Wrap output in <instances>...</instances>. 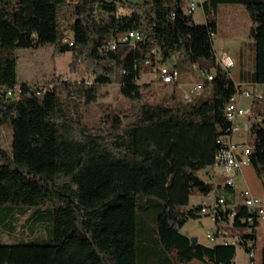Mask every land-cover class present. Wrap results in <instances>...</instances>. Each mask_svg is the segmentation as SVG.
<instances>
[{"label": "trees", "instance_id": "1", "mask_svg": "<svg viewBox=\"0 0 264 264\" xmlns=\"http://www.w3.org/2000/svg\"><path fill=\"white\" fill-rule=\"evenodd\" d=\"M182 2L0 0V126L12 127L11 157L0 163V229L13 231L16 217L50 204L53 236L46 244L0 242V264H236L238 248L247 255L253 251L259 223L248 222L242 204L232 219L239 232L235 245L206 246L181 229L203 217L202 204L185 207L192 195L213 190L201 173L215 165L230 135L225 109L236 93L231 73L216 64L217 27L210 14L219 4L244 8L254 82L264 85V0H202L203 24L194 22ZM67 27L71 46L64 43ZM129 30L139 39L119 42L103 59L112 69L107 80L132 103L127 123L112 113L105 120L109 128L93 132L73 115L70 103L78 108L77 99H96L95 81L60 80L37 89L16 80L19 49L54 47L59 55L71 52L74 59L96 63L108 41ZM171 58L177 69L181 63L212 70L208 92L189 103L175 95L148 101L149 85L138 83L140 75ZM16 85L20 92L7 95ZM251 110L248 158L264 186V100L254 97ZM0 155L5 157L1 148ZM230 210L220 212V219L227 221Z\"/></svg>", "mask_w": 264, "mask_h": 264}, {"label": "rangeland", "instance_id": "2", "mask_svg": "<svg viewBox=\"0 0 264 264\" xmlns=\"http://www.w3.org/2000/svg\"><path fill=\"white\" fill-rule=\"evenodd\" d=\"M72 2V0H69ZM132 3H142L144 0H128ZM183 8L187 7V0L182 2ZM219 8L210 14L211 19L216 23V33L213 36V48L216 55L230 45V38L233 36L245 38L249 37L250 21L244 10L239 4H219ZM126 8H119V13H122ZM192 18L195 23H205V18L201 7H198ZM66 36H71L70 27L66 29ZM99 53L97 62H92L87 58L74 59L71 52L65 54H57L54 47H45L37 50L19 49L17 50L16 64V80L17 82H26L34 88L54 87L60 80H65L67 83L80 84L85 81L87 84L94 81L99 83L97 86L96 99L93 102L85 103L84 99H77L78 108L70 103V111L73 115L79 117L83 125L90 131L98 129H108V123L105 122L106 116L112 113L119 114L124 119V123L129 122L132 118V103L125 99L120 93L116 83L108 81L106 77L112 71L111 67L105 64L103 60L108 57L109 51ZM245 55L244 64L249 65V50L243 48ZM176 63V58L166 60L167 66H173ZM178 68L179 81H182L181 87H186L188 84H202L207 90L210 86L206 84V74L204 70L197 66H184L181 64ZM111 70V71H110ZM213 73V71H210ZM177 82V81H176ZM142 85H149L145 91V97L148 101L156 103L160 101H168L174 94L173 85L164 86L159 84L156 68L144 71L138 80ZM65 97V94H61ZM179 101H181L179 99ZM76 112V113H75ZM11 125L0 126V148L5 152V157L0 155V163L5 161L6 157H11ZM145 201L153 199L142 197ZM194 195L191 201H194ZM51 206L45 204L38 207H31L25 213L16 217L13 222L15 228L10 230L0 229L1 243H36L46 244L52 242V220L50 217ZM154 214V209L151 208L149 215ZM38 219V220H37ZM39 221V222H38ZM38 222V224H37ZM28 223H33V226H28ZM214 228L213 222L209 217H199L188 220L181 229V232L189 238H196L200 244L211 246L214 243L210 242L206 235ZM246 256L242 249L238 248L235 255L236 264H245Z\"/></svg>", "mask_w": 264, "mask_h": 264}, {"label": "built area", "instance_id": "3", "mask_svg": "<svg viewBox=\"0 0 264 264\" xmlns=\"http://www.w3.org/2000/svg\"><path fill=\"white\" fill-rule=\"evenodd\" d=\"M77 0H72L76 2ZM201 0H187V7L185 11L187 14H193L194 11L200 7ZM139 39V35L135 30H129L124 33L117 34L112 37L104 50L114 51L119 42H126L128 40ZM64 43L71 46L73 44L71 36L64 38ZM216 64L225 71L231 73L235 68L236 62L234 57L228 51H222L216 55ZM157 77L159 84L164 86L173 85L176 83L179 71L175 66H167L166 63H160L156 67ZM206 74V81L212 80L213 73L204 71ZM236 85V93L231 97L225 109V116L231 123L230 135L238 134L239 127L236 125V120L239 117H245L247 119L254 118L251 108H243L239 106V98H252V92L249 89H240ZM202 84H193L191 90L184 92L181 96L183 103H189L192 99L199 95L202 90ZM20 92V86L16 85L12 89L7 91V95H17ZM259 98V97H258ZM248 125L245 124V129ZM251 149L248 145H240L231 140H223V147L215 156V165L220 166L225 174V185L229 188H234L236 184V174L242 169V167L250 165L248 155ZM242 199V205H244L250 212L248 222L253 224L254 221L260 223L264 221V205L260 198L256 197L249 189H244L240 192ZM227 208L224 196L217 197L212 203H202L200 210L201 216H207L213 222L214 228L209 231L206 238L212 243H223L235 245L238 240V230L233 228L232 219L235 216L236 209L230 210L227 214V221L220 219V212L225 211ZM247 233L252 232V228L246 229ZM249 245H252L251 241H248ZM254 264L253 251L248 254V263Z\"/></svg>", "mask_w": 264, "mask_h": 264}, {"label": "crops", "instance_id": "4", "mask_svg": "<svg viewBox=\"0 0 264 264\" xmlns=\"http://www.w3.org/2000/svg\"><path fill=\"white\" fill-rule=\"evenodd\" d=\"M202 1V0H201ZM219 8V7H218ZM217 8V9H218ZM250 27V25H249ZM249 30V29H248ZM230 45L226 46L222 51H228L234 57L236 65L231 72V78L235 85H238L240 89H249L252 92V98H239V106L243 108H251V103L254 97H259L264 100V85H260L254 82L253 78V48L250 37L245 38L233 36L230 38ZM247 47L249 50V65L244 64L245 55L243 48ZM173 59V58H172ZM166 63V62H165ZM179 77V76H178ZM185 84L177 79L174 87V94H180L176 96V100H181V96L184 92L191 90L193 84H188L186 87L180 85ZM208 92L207 88L202 87L201 92L196 97H201ZM258 120V118L256 119ZM255 120V121H256ZM254 121V118L247 119L245 117H239L236 120V125L239 127L238 134L229 135L226 140H231L240 145H249V126ZM245 124L248 128L245 129ZM201 177L207 183L213 185V190L207 195H194V201H191L185 209L192 208L202 203H212L217 197L224 196L227 208L233 210L242 204L240 192L244 189H249L256 197L260 198L264 205V186L261 179L258 177L254 167L247 165L236 174V184L234 188H228L225 185V174L220 166L214 165L213 167L204 169L201 173ZM192 197V196H191ZM196 239V238H195ZM197 241V239H196ZM219 243V242H218ZM264 249V221L260 222L255 230V242H254V264H262V250ZM244 252V251H243ZM246 256V262L248 263V255ZM188 264H204L197 260H192Z\"/></svg>", "mask_w": 264, "mask_h": 264}, {"label": "water", "instance_id": "5", "mask_svg": "<svg viewBox=\"0 0 264 264\" xmlns=\"http://www.w3.org/2000/svg\"><path fill=\"white\" fill-rule=\"evenodd\" d=\"M191 240H192V241H196V239H195V238H191Z\"/></svg>", "mask_w": 264, "mask_h": 264}]
</instances>
